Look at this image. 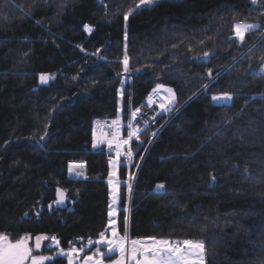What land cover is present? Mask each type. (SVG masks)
I'll return each mask as SVG.
<instances>
[{"label": "trees", "instance_id": "trees-1", "mask_svg": "<svg viewBox=\"0 0 264 264\" xmlns=\"http://www.w3.org/2000/svg\"><path fill=\"white\" fill-rule=\"evenodd\" d=\"M138 2L0 0V234L55 235L64 250L95 240L110 156L93 146L94 124L118 116L120 88L126 123L162 84L179 110L133 141L130 239L203 240L205 264H264V0ZM239 22L258 26L243 42ZM72 162L85 179L68 177ZM118 204L123 233L124 187ZM48 244L34 254L67 264Z\"/></svg>", "mask_w": 264, "mask_h": 264}, {"label": "snow or ice", "instance_id": "snow-or-ice-1", "mask_svg": "<svg viewBox=\"0 0 264 264\" xmlns=\"http://www.w3.org/2000/svg\"><path fill=\"white\" fill-rule=\"evenodd\" d=\"M257 0H252L253 5H255ZM152 0H139L140 5L151 4ZM139 7V5L137 6ZM132 13V10L129 9L128 12L124 14L125 21L128 20L129 15ZM258 27L257 25L246 24L239 22L233 25V33L235 38L239 39L241 42L244 41L246 33ZM85 29L90 31L89 26L85 25ZM209 54L204 53V56L207 57ZM124 71L129 70L128 67V57H124ZM211 75V70H209V76ZM50 79L49 76L42 74L40 76L41 84H46ZM123 83V81H122ZM161 89L166 92L168 95L166 97H161V100L164 102L159 103V107L162 111L168 112L171 110L169 105H172L176 99L175 94L171 88H164L162 84H157L156 87L152 90V94L149 95L148 105L151 106L154 102L155 96H160ZM122 95V93H121ZM213 101L219 100H231L232 96L225 93L222 96H213ZM140 112V109L137 108L131 112L132 119L128 123V133L126 139H121L119 136V129L117 128L112 133V138L107 140L109 148L116 149V160H110L109 164L113 170L109 171L108 184L111 190V204L109 205V229L110 237L106 236L105 231H101L98 234V239L94 241L95 245L99 246L101 244L105 245L107 252L101 251L98 247L96 252L93 255H85L83 257L85 264H103V259L106 255L111 253L118 252L120 258L115 260L114 264H205V255H206V245L203 240H194L190 238H184L182 240H172L169 238H158L156 236L144 237L130 239L129 237V208L124 207L123 209V233L121 234L118 229L115 227L116 221L112 219L117 213V209L114 208V205L117 204L118 200V188L119 184L113 179L116 175L115 165L119 162L121 156V149L125 145H128L133 138H139V129L134 127L132 121L136 120L137 114ZM113 125H118L119 120L112 121ZM103 136V133L101 134ZM43 139V137H41ZM93 146H96V133H93ZM129 160L131 159L133 153L131 150L126 153ZM83 164L70 165L69 171L75 172L76 175H82L81 169H83ZM247 171V169H245ZM129 176V180H131ZM215 178L213 177V180ZM129 190L131 191V184L128 185ZM156 188L158 190L164 189V184H157ZM57 203L64 202V193L62 190L58 189ZM28 235H24L15 241L11 240L9 235H0V264H46L47 261H52L55 259V256H44V255H33V249L29 246ZM51 240L52 244L56 247H60L59 240L55 235L48 236L46 234H39L35 236V249L40 250L42 242L46 240ZM88 243L91 245L92 240H89ZM84 252V249L81 247L79 249L72 247L70 250L65 251L60 249L56 255L66 256L68 264H75V260ZM95 257V258H94Z\"/></svg>", "mask_w": 264, "mask_h": 264}, {"label": "rangeland", "instance_id": "rangeland-1", "mask_svg": "<svg viewBox=\"0 0 264 264\" xmlns=\"http://www.w3.org/2000/svg\"><path fill=\"white\" fill-rule=\"evenodd\" d=\"M156 1H159V0H152V3L151 4H153L154 2H156ZM151 4H145V5H140L139 4V2H138V4H137V6L139 5V7H141V6H148V5H151ZM246 24H251V23H246ZM252 25H254V24H252ZM256 29V28H255ZM254 30V29H253ZM88 31V30H87ZM252 31V30H251ZM263 71H264V68H263ZM125 80V79H124ZM156 87V86H155ZM154 87V88H155ZM163 87L164 88H170V87H168V86H165V85H163ZM172 89V88H171ZM174 92V91H173ZM152 93V92H151ZM175 94V93H174ZM168 94L166 93V92H164L163 91V89H161V92H160V96H158L159 98H161V97H166ZM176 97V96H175ZM164 102V101H163ZM169 107L171 108V110L170 111H168L167 113H166V115L164 116V121H166V120H168L170 117H172L174 114H176L177 112H178V110H179V107H177V105H176V99H175V101H174V103L172 104V105H169ZM121 110H122V101H121V88H120V100H119V104H118V116L114 119V120H119V124H118V129H119V136L120 137H123V126L128 122H126V123H123V121L121 120ZM158 131H159V127H156L154 130H152V131H148V133H149V135L151 136V140L156 136V134L158 133ZM96 133V147H98V146H101V143H99V136H98V133H97V131L95 130V125H94V130H93V133ZM93 139V138H92ZM136 138H133L131 141H130V144H131V147H132V150H133V152H134V148H133V141L135 140ZM98 143V144H97ZM129 145V144H128ZM127 145V146H128ZM126 146V145H125ZM124 146V147H125ZM134 155V154H133ZM121 158H122V149H121V156H120V158H119V162L115 165V172H116V175L113 177V179L115 180V181H117L118 182V184H119V188H118V199H119V193H120V189L122 188V187H124L125 188V190H126V193H127V204H126V207H128L129 209H130V199H131V195H132V192H133V189H134V182H135V178H136V173H137V169H138V164L140 163V161H141V159H139V161H138V164H137V166H135V168H134V170H132V166H133V164H134V160H133V158H134V156H132V159L129 161V162H127L126 164H123L122 163V160H121ZM117 158H116V154L114 153L113 155H111L110 156V158H109V161L110 160H113V161H115ZM84 164V163H82V162H72V164ZM71 164V163H70ZM85 165V164H84ZM120 165H122L123 167H125V169H126V176L124 177V178H119V167H120ZM111 170H113L112 169V167H110V164H109V170H108V174H109V171H111ZM69 174V173H68ZM129 176H131L132 178H131V180H129ZM85 168H84V177H81V178H77V179H85ZM108 179H109V175H108V178H107V180H106V183H107V185H108V188H109V199H108V212H109V205L111 204V190H110V186H109V184H108ZM129 184H131V191L129 190V187H128V185ZM158 190V189H157ZM114 208H116L117 209V213H116V215L114 216V217H112V219H114L115 221H116V225H115V227L118 229V225H117V214H118V211H119V204H118V200H117V204L116 205H114ZM128 215H129V212H128ZM109 215H108V221H107V225H106V228H105V232H106V236H108V237H110V235H111V233H110V229H109ZM118 231H119V229H118ZM120 232V231H119ZM121 234H122V232H120ZM0 235H4V234H0ZM30 237V236H29ZM98 238V237H97ZM96 238V239H97ZM32 238L30 237V239H29V246L33 249V255H40V254H34V252L35 251H38V250H36L35 249V236L33 237V239L31 240ZM95 239V240H96ZM94 240V241H95ZM49 241V244H48V247H54L55 249H56V251H55V255H56V253H58L59 251H60V247L58 248V247H56V246H54L53 244H52V241L49 239L48 240ZM93 241V240H92ZM94 241H93V243L90 245L89 243H88V241L86 242V244H84V245H82L81 247L84 249V252L83 253H81L80 254V256L79 257H77L76 258V260H75V264H85V262H84V259H83V257L85 256V255H93L95 252H96V250H97V247L101 250V251H103V252H107V248H106V246L105 245H103V244H101V245H99V246H97V245H95V243H94ZM42 245H43V242H42ZM95 245V247H93ZM72 247H75V246H72ZM72 247H70V248H72ZM80 247V248H81ZM41 248H42V246H41ZM70 248L69 249H66L65 251H68V250H70ZM75 248H77V247H75ZM77 249H79V248H77ZM41 250V249H40ZM90 251V252H88V253H86L85 254V252L86 251ZM44 256H51V255H44ZM56 256H58V255H56ZM63 257H65L66 258V260H67V257L66 256H63ZM95 258V257H94ZM120 258V254L118 253V252H114V253H111L110 255H106L105 257H104V259H103V264H114V262H115V260H117V259H119ZM48 262V261H47ZM67 264H68V260H67Z\"/></svg>", "mask_w": 264, "mask_h": 264}, {"label": "built area", "instance_id": "built-area-1", "mask_svg": "<svg viewBox=\"0 0 264 264\" xmlns=\"http://www.w3.org/2000/svg\"><path fill=\"white\" fill-rule=\"evenodd\" d=\"M152 93L148 94V96L135 108H139L140 112L137 114L136 120H133L132 123L134 127L139 129V134L145 131H152L154 130L163 120L164 116L166 115L167 112H164L160 109L159 103L163 102L161 98L158 96L154 97V102L151 106L148 105V97ZM134 109V110H135ZM133 110V111H134ZM132 119L130 116L129 121ZM111 119H100L95 122V130L98 133L99 136V143L101 145L106 146V154L107 155H113L116 152L115 147L109 148L107 140L112 138V133L118 128V125H113ZM126 123L125 128L128 133V123ZM103 133V136L101 135ZM121 139H126L125 137H120ZM132 150L131 144L125 146L122 149V160L123 164H126L129 162V158L127 157L126 153L127 151ZM133 156V155H132Z\"/></svg>", "mask_w": 264, "mask_h": 264}, {"label": "water", "instance_id": "water-1", "mask_svg": "<svg viewBox=\"0 0 264 264\" xmlns=\"http://www.w3.org/2000/svg\"><path fill=\"white\" fill-rule=\"evenodd\" d=\"M228 101L229 100H219V101H215L216 103H228ZM69 178H71V177H69ZM72 179V178H71ZM58 189H60V188H58ZM57 189V190H58ZM60 190H62V189H60ZM63 191V190H62ZM63 193H64V202L61 204V203H57L56 201H57V197H58V191H56V199H55V202H54V206L56 207V208H64V206H65V201H66V194H65V192L63 191Z\"/></svg>", "mask_w": 264, "mask_h": 264}, {"label": "bare ground", "instance_id": "bare-ground-1", "mask_svg": "<svg viewBox=\"0 0 264 264\" xmlns=\"http://www.w3.org/2000/svg\"><path fill=\"white\" fill-rule=\"evenodd\" d=\"M163 121H164V119H163ZM74 165H78V164H74ZM84 165V164H83ZM83 172H84V167H83ZM68 173H69V170H68ZM84 174V173H83ZM69 177H71V178H81V177H84V175L83 176H81V177H78V176H75L74 175V172H71L70 174H69Z\"/></svg>", "mask_w": 264, "mask_h": 264}, {"label": "crops", "instance_id": "crops-1", "mask_svg": "<svg viewBox=\"0 0 264 264\" xmlns=\"http://www.w3.org/2000/svg\"><path fill=\"white\" fill-rule=\"evenodd\" d=\"M95 147H96V146H95ZM74 164H75V163H74ZM74 164H72V163L69 164V165H68V170H69V166H70V165H74ZM76 164H77V163H76ZM80 171H81V170H80ZM70 173H71V172L69 171V174H70ZM74 175H75V176H78V177H81V175H76L75 172H74ZM97 239H98V238H97ZM93 241H94V240H93Z\"/></svg>", "mask_w": 264, "mask_h": 264}]
</instances>
